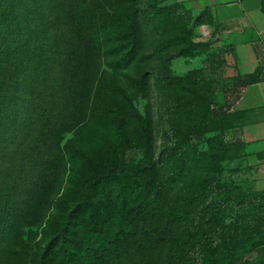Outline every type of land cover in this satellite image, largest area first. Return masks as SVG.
I'll list each match as a JSON object with an SVG mask.
<instances>
[{"label":"rangeland","instance_id":"obj_1","mask_svg":"<svg viewBox=\"0 0 264 264\" xmlns=\"http://www.w3.org/2000/svg\"><path fill=\"white\" fill-rule=\"evenodd\" d=\"M119 1L104 42L108 76L68 97L66 125L51 127L48 141L42 134L31 163L3 161L0 184L11 189L0 264H44L41 250L53 237L47 264H63L67 249L75 264H164L162 242L173 237L188 244L185 264H264V190L231 135L234 104L264 62L245 72L199 0ZM123 14L138 17L139 48L127 68L121 46L130 41L121 34L133 26ZM99 30L88 44L96 54ZM86 62L80 56V68ZM145 152L151 172L134 185L109 173L141 166ZM167 215L176 220L170 229Z\"/></svg>","mask_w":264,"mask_h":264},{"label":"trees","instance_id":"obj_2","mask_svg":"<svg viewBox=\"0 0 264 264\" xmlns=\"http://www.w3.org/2000/svg\"><path fill=\"white\" fill-rule=\"evenodd\" d=\"M119 3L125 5L127 1ZM114 17L112 0H0V175L5 157H9L11 167L17 163L26 167L31 163L42 134L47 131L45 141H48L52 128L59 130L66 125L62 118L68 97L77 96L80 87L83 91H92L90 81L99 84L108 76L112 56L104 42L112 36ZM123 19L133 26V33L121 34L122 43L126 38L130 41L121 46L127 50L123 54L124 63L131 54L136 55L139 42L138 17L123 14ZM99 29L102 44L98 42L96 54L88 44L91 34L98 37ZM80 56L93 64L86 62L80 68ZM124 66L127 68L125 63ZM253 77L252 83L256 75ZM80 78L85 80L86 87L80 85ZM151 168L149 153L145 152L141 166L129 168L117 164L109 173L118 183L134 185ZM9 188L0 184V216L8 205ZM129 195L121 194L122 200L128 201ZM180 217L183 219V214ZM175 221V217L167 215L165 227L170 229ZM57 243L58 238L53 237L41 250L42 263L47 264ZM162 243L164 264H185L188 244L175 237L166 238ZM4 252L5 249H0V255ZM66 253L68 258L63 264L78 261L70 250Z\"/></svg>","mask_w":264,"mask_h":264},{"label":"crops","instance_id":"obj_3","mask_svg":"<svg viewBox=\"0 0 264 264\" xmlns=\"http://www.w3.org/2000/svg\"><path fill=\"white\" fill-rule=\"evenodd\" d=\"M198 2V1H197ZM212 11L218 32L236 47L245 72L264 62V0H199ZM239 120L232 137L244 148L254 172V185L264 190V69L236 100Z\"/></svg>","mask_w":264,"mask_h":264}]
</instances>
